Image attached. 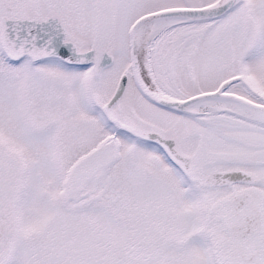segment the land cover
Returning a JSON list of instances; mask_svg holds the SVG:
<instances>
[{
  "label": "snow or ice",
  "instance_id": "obj_1",
  "mask_svg": "<svg viewBox=\"0 0 264 264\" xmlns=\"http://www.w3.org/2000/svg\"><path fill=\"white\" fill-rule=\"evenodd\" d=\"M0 264H264V0H0Z\"/></svg>",
  "mask_w": 264,
  "mask_h": 264
}]
</instances>
